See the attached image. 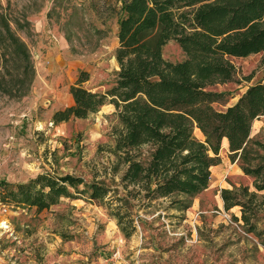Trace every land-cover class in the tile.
<instances>
[{
	"label": "rangeland",
	"instance_id": "374dc122",
	"mask_svg": "<svg viewBox=\"0 0 264 264\" xmlns=\"http://www.w3.org/2000/svg\"><path fill=\"white\" fill-rule=\"evenodd\" d=\"M117 7L116 0H0V13L25 44L32 68L17 77L19 62L0 58L3 87L18 90H0V185L49 171L109 187L102 199L76 193L39 211L0 203V264H264V203L253 211L252 229L239 218L238 205H222L220 189L253 188L251 176L227 157L223 139L206 187L177 210L167 198L124 195L123 166L113 170L109 151L118 126L111 104L85 118L51 121L54 111L71 104L68 86L79 71L88 75L81 83L86 89L103 92L113 83ZM161 56L183 58L173 40ZM228 59L232 79L209 87L225 94L215 109L264 77L261 53ZM193 134L202 138L195 128ZM249 136L264 140V115L251 122ZM112 210L129 235L119 230Z\"/></svg>",
	"mask_w": 264,
	"mask_h": 264
},
{
	"label": "trees",
	"instance_id": "16d2710c",
	"mask_svg": "<svg viewBox=\"0 0 264 264\" xmlns=\"http://www.w3.org/2000/svg\"><path fill=\"white\" fill-rule=\"evenodd\" d=\"M116 1L113 83L103 92L86 89L81 83L88 75L79 71L68 86L71 104L54 111L51 121L85 118L111 104L118 126L109 151L115 157L113 170L123 166L119 183L124 195L147 201L167 198L177 210L185 209L189 197L206 187L224 137L227 157L251 176L253 188L220 189L222 205H238L239 218L252 229L253 211L264 203V140L251 138L249 131L251 122L264 115V77L223 109L212 105L224 102V92L209 87L232 79L235 68L228 57L261 53L264 60V0ZM168 40L181 50V60L162 58L161 48ZM0 42L4 63L19 62L17 77L32 72L25 44L2 13ZM0 78L1 91H18L16 85L5 90L4 77ZM194 128L201 139L193 134ZM108 191L77 175L39 171L22 181L1 182L0 203L39 211L76 193L102 199ZM111 214L119 230L129 235L121 214Z\"/></svg>",
	"mask_w": 264,
	"mask_h": 264
},
{
	"label": "crops",
	"instance_id": "0c3cea01",
	"mask_svg": "<svg viewBox=\"0 0 264 264\" xmlns=\"http://www.w3.org/2000/svg\"><path fill=\"white\" fill-rule=\"evenodd\" d=\"M222 139L225 141V145H226V140H225V138L223 137ZM222 139H221V140H222ZM226 151H227V147H226ZM212 166H214V165H212Z\"/></svg>",
	"mask_w": 264,
	"mask_h": 264
}]
</instances>
